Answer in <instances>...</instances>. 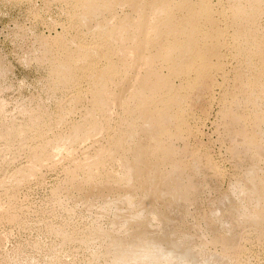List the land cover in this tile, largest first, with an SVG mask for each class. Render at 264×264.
<instances>
[{
    "label": "rangeland",
    "instance_id": "1",
    "mask_svg": "<svg viewBox=\"0 0 264 264\" xmlns=\"http://www.w3.org/2000/svg\"><path fill=\"white\" fill-rule=\"evenodd\" d=\"M172 1L177 15L188 11L176 8V0ZM187 1L195 7L199 3ZM206 1L207 7L198 4L197 10L213 13L225 33L209 43V48L218 51L211 56L208 69L202 70L205 73L199 76L194 71L203 62L196 61L189 70L172 76L185 97L180 100L181 117L175 119L176 109L171 105L162 107L160 120L171 127L163 132L154 156L159 175L171 191L168 197H153L142 191L141 182L132 186L118 162L109 161L104 167L90 163L100 147L111 144L116 130H127L124 123L136 117L123 108L124 96L154 68L156 74H170L166 64L157 62L151 67L137 52L124 58L127 50L132 51V43L121 45V52L115 37L108 44L111 39L105 36L106 30L137 17L131 1L117 0L86 19L80 0H0V264H155L156 260L159 264H203L208 255L226 264H264V200L255 192L256 174L264 175V157L258 154L254 138L264 143V120L257 117L264 112V64L252 42L240 39L246 49L239 52L241 41L235 34L240 23L251 33L258 29L259 35H254L262 36L264 2L253 20L249 11L241 12L240 3L248 8V0ZM249 22L253 29L247 27ZM145 38L163 41V37L143 35L139 40ZM139 40L136 43H143ZM107 50L120 64L107 79L118 99L106 119L99 116L98 121L106 126L98 135L59 145L60 136L83 126L87 117L95 119L89 116L96 90L93 72L107 68ZM82 51L97 54L93 72ZM73 55L74 68L69 71L73 75L68 83L60 82L55 70ZM257 73L260 79L254 83ZM7 129L21 131L3 135ZM142 132L139 136L145 139L147 132ZM46 141L58 145L54 151L61 152L48 162L35 163L30 148L42 147ZM150 209L163 213L168 221L151 220ZM146 226L159 238H177L179 247L148 242L147 254L139 244L114 243L121 237L131 241ZM97 228L104 236L94 237L92 231ZM184 248L190 249V255L183 254ZM119 253L124 260L116 258Z\"/></svg>",
    "mask_w": 264,
    "mask_h": 264
},
{
    "label": "bare ground",
    "instance_id": "2",
    "mask_svg": "<svg viewBox=\"0 0 264 264\" xmlns=\"http://www.w3.org/2000/svg\"><path fill=\"white\" fill-rule=\"evenodd\" d=\"M80 1L82 2L81 4L84 7L83 11L85 10V13L83 11L82 12L84 13L83 16L86 19L91 18L94 15H97L96 13L100 10L101 11L103 9L107 10V8L109 9L110 7L117 4L116 3L117 0H83V1L80 0ZM129 1H131L132 6H134L136 8V10L138 12V13H136L137 17L135 19H132V20H130V19L127 20L128 24H125V22H122V24H119L118 26H113V28L106 30L105 36L107 38L109 37V39L114 38V37L116 38L115 40L118 43H120V46H118L120 49V52L122 51L121 48L124 47L121 45L127 46V44L131 45V43L133 45L138 44L139 45L138 47H133V45H132V51L127 50L129 53L126 51L125 56L122 54L123 57L125 58V57L130 56L131 54L133 55L137 52V53H139V57L145 62V64H148L151 67H154V65L157 62L166 64V67L167 66L169 67L170 74L169 75L167 74L168 76H165L164 74H163L164 76L160 75L161 72H160V74H156L153 72L154 69H156V68H154L153 71H151V72L148 71L149 72L148 74L146 73L147 75L143 78V81L141 80L142 82L140 81L141 82L140 84H139V82H137L139 84L138 86L133 88L134 85L132 86V84H131V86H132L131 88H133V89L130 91V93L127 96H124L123 102L121 100L120 101L123 103V106H124L123 108H125L128 112H133V114L135 113L136 117L132 121H130L129 123H124V124H128L127 130L126 129H125V131H122V130L117 131L116 130V132H118V133H116L117 135L113 136L114 138H111L112 139L111 144L109 146L106 145L107 147H104V148L100 147V150L98 151V153L96 155H94V157H92V161L90 163L94 164L93 165L94 167H104V166H107L109 164V161H113V163L118 162V164L121 165V170L123 171V173L128 176L129 183L132 186H135L139 182H141L140 187L144 193L150 194L153 197H155V196L156 197H168V194L170 193L171 190L167 186V184H165V181L160 177L159 172H158V162H157L156 158H154V156L156 153V146H158L160 144V142L162 141L163 132L168 127V126H164L163 122L160 120L159 114H161V112H162L161 111L162 107L165 105H168V107H169V105H171L174 109H176V111L174 112L175 113V119L181 117L182 107L180 105V102H181L180 100H181L182 92L174 85V83L172 81V76L174 74L180 72L181 70H185V69L189 70L188 68L190 66H192L194 64V62H196V61H203V62L200 66H198V64L195 63L198 67H196V70H194V71H196V73L199 76H200V74L205 73V72H202V70L204 68H205L204 70L208 69V68L206 69V67L211 62L210 61L211 56H214V55L217 56V51H218V50H216V48H215V50H212L211 49L212 47L209 48L208 45H212L209 43L213 42L215 39L218 40V38L220 36L223 37V34L225 32L222 31L223 27L220 28L218 26L217 20L215 19L213 13L208 11V12L202 14V13H200V11L197 10L196 7L198 6V4L200 7L201 6L207 7V5H206L207 1L206 0H199L198 1L199 3L197 4L196 7L193 4H191V2L189 3L187 0H176V4H175L176 8H184V9L188 8V11L185 14H182L181 16L177 15L178 12L172 8V5H170L169 0H152L151 2H148V0L147 1L146 0H129ZM236 2L238 3V1H236ZM262 2H264V0H248V2H247L248 8H247V5L243 6L240 3L241 8H242L241 12L243 11L246 13V11H249L251 14L250 17H252V19L254 20L253 17L255 15H257L256 13H258L259 6ZM232 3H233V1H232ZM81 4H79V5H81ZM238 6H239V4H238ZM262 7H263V4H262ZM241 12H239V13H241ZM236 14H238V13H236ZM244 14H242V15H244ZM262 14H263V11H262ZM258 15H257V17H258ZM79 17H80V15H79ZM237 17H238V15H237ZM238 18H240V17H238ZM258 19L256 18V20H258ZM79 20L81 21V18ZM241 20H243V19L241 18ZM78 21H74V22H78ZM246 22L247 21H245V23ZM256 23L257 22H255V24ZM248 24H249L248 26L246 25L247 27L250 26V22ZM237 25H238L237 31L235 33L237 38L239 40L240 39L245 40V44H246V41L252 42V45L254 43L258 47L257 54H259V60H261V62L264 64V35H263L264 33H262V36L260 35V37H258L256 35H254L257 33L258 29H256V32L254 31L255 33H251L250 32L251 30L250 29H248L249 31L246 30L247 28L244 27V25H242L243 27L240 26V23H238ZM206 26L209 27V30L202 31V30H204L203 28H206ZM252 26H254L253 23H252ZM143 28H146L144 33H142ZM100 29H102V28H100ZM251 29H253V28L251 27ZM145 33L152 35L151 37H156V38L158 37V39H159V37H163V41H160V39L157 40L156 38H154V39H156L154 41H152L151 39L146 40V38L139 40V37H141L142 35H143V37L151 38V37H148V35L144 36ZM100 35H101V33H100ZM257 35H259V34L257 33ZM102 36H103V34H102ZM137 39L139 41H142L143 43H140V42L136 43ZM238 39H237V41H238ZM68 42H70V41H68ZM111 42L114 43V41H112V39H111V41L108 44H110ZM242 42L243 41H241L240 45L243 46V48L240 46V48H238L239 52H244L246 49V47H244V45H242L243 44ZM103 43H107V39H106V42H103ZM62 44H61V46H62ZM83 49H85V48H83ZM247 49H249V48H247ZM86 51L85 52L82 51V53L80 55H82V56L84 55L83 59H86L85 60L86 62L89 61L87 63V65L89 66V69L92 70L90 72H93L94 70H96V66L94 65V63H95V60H96L95 58L97 57V54L94 53L93 51H92V53L91 52L88 53ZM62 52H64V51H62ZM68 52H72V51H68ZM59 53H61V52H59ZM124 53H125V51H124ZM110 54H112L111 50L110 51L107 50L106 55L108 56V61H109L108 66L106 65L107 68L105 67V70L93 72V74H94L93 76H95L94 78L96 80V90L94 92V100H93L92 110L89 109V111H90L89 116L95 117V119L91 120V119H89V117H87V119L85 120L86 122L83 126H80V127L77 126L76 127V125H75L74 127H76V128L73 131H71L70 134L68 133L69 135L66 134L67 136L64 135V136H60L58 138L57 141H59V142L61 141L60 143H58L59 145H66L67 143L77 142L81 138L91 136L93 134H96L97 132L100 133V132H102V129H104V127L106 126L104 121H98V119L100 117L101 118L104 117V119H106L107 115H109L108 112L110 111L109 110L110 107L116 101V99H115L116 96L114 97V93L112 92V90H110L111 88L109 89V87L107 86V83H108L107 79L108 78L110 79L111 76L115 75L114 73L116 72V69L118 70L117 64L119 63L117 60V64H116V62H114L115 60L113 61L111 59L113 56L111 57ZM116 55H115V57H116ZM73 56H70L68 59H66L65 62L63 61V63H61L56 68L57 70H55V71H57L59 74L60 82H66L67 81V83H68L70 81L69 79L71 78V76L73 74H70L69 71L73 67V64L75 62V56L74 57ZM82 56H80V58ZM132 57H134V55ZM77 58H79V57H77ZM128 60L129 59L127 58V62H129ZM76 61H78V59ZM131 61H133V60L131 59ZM143 61H141V62L144 63ZM81 62L83 64V60ZM85 64L83 66H85ZM128 64H130V63H128ZM211 64H213V63H211ZM248 64H249V62H248ZM196 65H194V66H196ZM213 65H211V66H213ZM121 66H123V64ZM144 67L146 69V66H144ZM80 69L82 70V68H80ZM83 69H85V68H83ZM75 70H76V68H75ZM147 70H149V69H147ZM88 72H89V70H88ZM156 72H157V69H156ZM258 73H260V71ZM258 73H257V75H258ZM76 74H78V72ZM90 75H92V74H90ZM143 76H144V74H143ZM75 77H76V75H75ZM197 77H196V79L198 80ZM252 77H253V75H252ZM249 78H250V76H248V79ZM201 79H202V77H201ZM253 79H254V83H257L260 79V76L258 75V77H255ZM180 82H181V80H180ZM91 83H92V81L90 82V84ZM129 83L130 82H128V84ZM93 85H95V84H93ZM258 87H260V86H258ZM129 88H130V84H129ZM263 89L264 88H262V90ZM113 91L115 92L114 89H113ZM126 92L127 91H125V93ZM258 92H257V94H258ZM262 92H264V91H262ZM115 94H116V92H115ZM119 94L120 93H118V95ZM255 94H256V92H255ZM261 97H263V96H261ZM182 98H185V97L182 96ZM70 99H72V98H70ZM120 101H118V102L120 103ZM250 101H251V99H250ZM252 103H253V101H252ZM254 107H255V105H254ZM167 111H168V108H167L166 112ZM59 115L63 116L64 114L63 115L59 114ZM162 115H163V113H162ZM166 115H164V117H166ZM169 115H171V112L167 116H169ZM173 116H174V114L172 115V117ZM259 116L264 120V112L263 113L261 112L260 115L258 114L257 117L259 118ZM59 118H61V117H59ZM62 118H61V120H62ZM131 119L132 118L127 119V120H131ZM168 120H169V118H168ZM263 120H262V122H263ZM170 121L171 120H169V122ZM170 124H169L168 128L171 127ZM122 125H123V123H122ZM123 126L125 128V125H123ZM120 128H121V126H120ZM20 131H21L20 129H10V130L7 129L6 132L5 131L3 132V135L6 133V134H12V136H14V135H17L18 133H20ZM141 131L147 132V136L145 139L140 138L139 135H140ZM99 133H97L96 135H98ZM37 134H38V136L42 137L44 134L43 130L39 129ZM258 135H260V134H258ZM261 137L264 139V132L261 134ZM254 138L258 142V145H257L258 154L261 157H264V143L260 144L261 141H259L258 136H255ZM45 143H44V145H42V147H33L32 146L30 148L29 152L33 155L35 163L40 164V163L47 161L48 159L50 161L51 160L50 158H52L54 156H58L59 152H61V150L60 151L58 150V152L54 151V147L59 148V147H57L58 145L56 146L52 143L51 144L49 142L47 143V141ZM252 180H254V179H252ZM256 183H257V186L255 185L256 186L255 192L259 196V198L261 197L262 200H264V175L257 176V174H256ZM141 209H142V207H141ZM263 215H264V212H263ZM134 217L142 218L141 215L136 216V214ZM148 217L151 220L155 219L156 217L157 218L160 217V221H163V223L168 221L167 217L163 213L152 210V209L149 210V216ZM92 232H94V235H95L94 237H96V238L104 236V233L101 229L97 228ZM127 239H128V237L126 239L121 237L119 239H116L114 241V243L117 245H125V246L128 244H131V243L132 244H139V245H141L140 247H141V249H143L144 253H147V254H150V246L148 247V245H150V243H156L157 242V243L167 244L170 247H179L177 238L174 239L173 237L168 236V235H166L164 238H159L155 233L151 232V230L149 229V226H146L140 230H137V232L135 233V235L131 241L127 240ZM148 242H150V243H148ZM183 250H184V252H183L184 255H187V256L190 255L191 252H190L189 248H184ZM121 253H119L116 256V258L120 261L124 260V254H121ZM159 263H160V260L155 261V264H159ZM203 264H226V263H224L221 259H219V257H217L215 255H208L206 260H204Z\"/></svg>",
    "mask_w": 264,
    "mask_h": 264
}]
</instances>
